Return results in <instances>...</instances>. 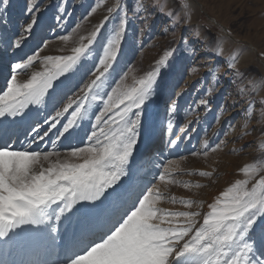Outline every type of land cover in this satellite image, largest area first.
<instances>
[{
  "label": "snow or ice",
  "instance_id": "snow-or-ice-1",
  "mask_svg": "<svg viewBox=\"0 0 264 264\" xmlns=\"http://www.w3.org/2000/svg\"><path fill=\"white\" fill-rule=\"evenodd\" d=\"M9 3L10 0H0V22L6 20ZM28 11L32 12V8ZM37 23L32 16L19 34L15 48L22 47L21 41ZM126 23L125 16L91 70L81 60L92 55L102 25L82 38L79 46L72 49L73 54L44 57L43 70L32 72L26 80L18 77L27 74L39 58L38 53L20 63L5 64L0 59V72L10 75L6 90L0 94L2 247L23 248L37 238H51L54 243L60 226L67 223L75 243L63 264H264V226L258 223V219L264 218V176L255 179L259 171L255 165L244 167L246 179L235 181L208 205L210 211L203 215L202 223L199 211L158 208L161 197L155 188L145 186L133 196L127 182L122 183V178H132L130 164L137 149L146 101L153 95L161 66L173 56L172 51L166 52L157 67L135 85L129 87L121 82L112 87L108 81L115 71ZM234 66L229 63V67ZM81 71L85 75L90 72L94 78L74 98L64 102V90L69 88L72 76ZM97 101L102 110L93 114L90 134L81 143L70 145L66 153L56 150L58 141L73 135L70 130L79 129L81 122L92 118L89 113ZM45 103L51 104L54 115L44 121L47 128H31L34 135L28 143L36 144L37 138L43 141L48 137L53 150L42 151L38 145L15 147L11 142L12 122L4 121L26 118L29 106ZM200 103L207 106L208 102ZM172 107H176L175 101ZM252 111L250 106L246 115L251 117ZM65 113L69 115L61 123ZM261 118L264 123V111ZM53 129L54 139L49 136ZM168 143L175 145L176 141L170 139ZM216 150L212 148L213 152ZM53 156L55 160L51 159ZM172 163L169 161V166ZM168 171L166 166L164 173ZM199 175L209 177L211 173ZM165 179V174H159L160 181ZM253 179L255 182L249 187ZM179 203L186 209L202 207L192 200ZM33 228L37 230L35 234L30 231Z\"/></svg>",
  "mask_w": 264,
  "mask_h": 264
},
{
  "label": "rangeland",
  "instance_id": "rangeland-1",
  "mask_svg": "<svg viewBox=\"0 0 264 264\" xmlns=\"http://www.w3.org/2000/svg\"><path fill=\"white\" fill-rule=\"evenodd\" d=\"M5 12L6 20L0 22V59L5 48V64L39 54L27 74L18 77L21 81L43 70L44 57L73 54L81 39L102 25L92 55L81 60L86 69H93L107 39L125 16L126 33L108 84L115 87L123 82L131 87L154 70L166 52H173L161 66L153 95L146 101L130 164L132 178H122L133 196L145 186L155 188L161 197L158 208L199 211L202 223L203 215L210 211L208 205L235 181L246 179L244 167H257L255 179L264 176V0H10ZM32 16L38 23L17 49L15 42ZM56 44L65 48L54 55L45 51ZM230 62L235 66L229 67ZM92 78L84 71L72 76L64 90V102L74 98ZM105 87L108 90L107 84ZM201 100H206L207 106ZM250 106L253 111L248 117ZM36 107L54 115L50 103ZM99 110L102 105L93 102L92 118L81 122L88 129L86 134H90L93 114ZM69 113H65L66 118ZM76 135L85 137L84 133ZM170 139L176 141L172 151L167 146ZM160 151V158L154 159ZM169 161L174 163L169 166ZM166 166L169 171L164 173ZM200 172L211 176H201ZM161 173L165 181L159 180ZM185 184L190 187L185 188ZM180 200H192L202 207L186 209ZM258 223L264 226V218ZM66 230L72 234L67 223L58 232Z\"/></svg>",
  "mask_w": 264,
  "mask_h": 264
},
{
  "label": "bare ground",
  "instance_id": "bare-ground-1",
  "mask_svg": "<svg viewBox=\"0 0 264 264\" xmlns=\"http://www.w3.org/2000/svg\"><path fill=\"white\" fill-rule=\"evenodd\" d=\"M3 44L4 45H2V47L5 46V43ZM64 48L65 46L61 44H56L53 45L52 47L47 46L45 51L48 52L49 54L54 55V54H58L59 51L61 52ZM6 61H7V52L5 48L3 62ZM7 73H8L7 71L0 72V94H2V92L5 91L6 88V81L9 79ZM40 111L41 110L37 109L36 105L29 106V108L26 110V118H21V117L8 118V121H4V123L12 122V135L14 133H17L15 139L13 141L11 139V142L15 147L19 148L23 146L25 148L28 147L37 148L38 145L39 150L42 151L53 150L52 141L48 137H46L43 141H40L39 138H37L36 144L29 145L28 143V140L31 138L32 135H34V133L31 131V128L33 126L40 127L41 129L47 128L48 125L45 124L44 121L46 119L51 120V116H49V112L45 113ZM163 113H165V110ZM65 118L66 117L61 118V123L65 122ZM162 118H164V114ZM57 127L59 128L60 125L58 124ZM70 131H73V135L71 137H69L66 140L62 139L61 141H58L56 143V150L60 151L62 154L66 153L70 149V145H76L83 141L84 137L82 139L78 138L76 133H80V135L84 133L86 135L88 129H85V127H80L79 129L70 130ZM54 132L55 130L53 129L52 133L49 134V136L52 137V139L55 138L53 136ZM167 146L171 149V151L174 149L173 145L169 143ZM160 155H162L161 151L159 153L157 152V154L154 156V159L160 158L159 157ZM61 158H63V155L61 156ZM51 159L55 160L56 157L53 156ZM144 162L145 159L143 160V163ZM44 163L47 165V162ZM30 231L34 234L37 232V230L34 228L31 229ZM74 243L75 242L72 239V234H70V232L68 233V230L60 231L56 234V240L54 243L52 242L51 239L49 240V238L46 239L37 238L33 243L26 245L23 248L13 247V248L4 249V247L1 246L0 261H6L7 264H63V261L66 259L67 255L69 254V249L73 246ZM39 247H42V252L38 256H32L30 259L26 258L27 255L34 252Z\"/></svg>",
  "mask_w": 264,
  "mask_h": 264
}]
</instances>
